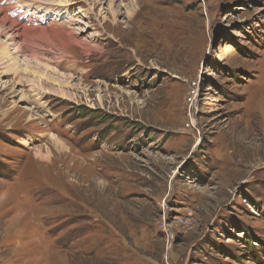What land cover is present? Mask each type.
Returning a JSON list of instances; mask_svg holds the SVG:
<instances>
[{
    "label": "rangeland",
    "instance_id": "obj_1",
    "mask_svg": "<svg viewBox=\"0 0 264 264\" xmlns=\"http://www.w3.org/2000/svg\"><path fill=\"white\" fill-rule=\"evenodd\" d=\"M100 1L67 96L0 69V264H264V0Z\"/></svg>",
    "mask_w": 264,
    "mask_h": 264
},
{
    "label": "bare ground",
    "instance_id": "obj_2",
    "mask_svg": "<svg viewBox=\"0 0 264 264\" xmlns=\"http://www.w3.org/2000/svg\"><path fill=\"white\" fill-rule=\"evenodd\" d=\"M100 3H102L101 10H106L112 15L119 11H117L118 7L114 0H103ZM122 3L124 11L119 13L124 17H131L134 9ZM67 5H69V0H0V69L6 73L19 74V78L21 77L30 84L38 85L46 91H57L64 96H67V91L64 88L70 89L81 85L71 82L70 76L59 74L35 60L37 52L44 49L67 53L66 50L70 44L84 45L77 39L75 33L76 30H80L78 26L81 21L72 20L71 30L63 37V29L58 21L59 17L63 15L60 11L65 9L69 11ZM37 13L43 14L44 17L39 21L46 24L32 27L29 18L30 16L36 17ZM49 15H53L52 18ZM34 41H38V43H34ZM44 82L49 86L46 87ZM34 154L40 159L47 158V155H42L40 150Z\"/></svg>",
    "mask_w": 264,
    "mask_h": 264
},
{
    "label": "built area",
    "instance_id": "obj_3",
    "mask_svg": "<svg viewBox=\"0 0 264 264\" xmlns=\"http://www.w3.org/2000/svg\"><path fill=\"white\" fill-rule=\"evenodd\" d=\"M196 90H192L191 93L188 95V103L191 105L195 101Z\"/></svg>",
    "mask_w": 264,
    "mask_h": 264
},
{
    "label": "trees",
    "instance_id": "obj_4",
    "mask_svg": "<svg viewBox=\"0 0 264 264\" xmlns=\"http://www.w3.org/2000/svg\"><path fill=\"white\" fill-rule=\"evenodd\" d=\"M63 130V129H62ZM67 132L68 131H66V130H63V135H65V134H67ZM248 239H250V238H248ZM249 241H250V243H249ZM248 241V243L251 245V247H253L254 248V246H253V244H252V242H254V240H249ZM255 243H256V241H255ZM257 245V244H256ZM252 253V252H251Z\"/></svg>",
    "mask_w": 264,
    "mask_h": 264
}]
</instances>
